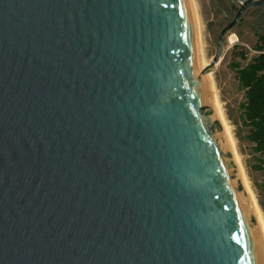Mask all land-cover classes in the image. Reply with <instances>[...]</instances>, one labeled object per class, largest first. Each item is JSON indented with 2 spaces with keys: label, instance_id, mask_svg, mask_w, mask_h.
Wrapping results in <instances>:
<instances>
[{
  "label": "water",
  "instance_id": "95a60500",
  "mask_svg": "<svg viewBox=\"0 0 264 264\" xmlns=\"http://www.w3.org/2000/svg\"><path fill=\"white\" fill-rule=\"evenodd\" d=\"M188 0H0V264H264ZM242 230V232H241Z\"/></svg>",
  "mask_w": 264,
  "mask_h": 264
},
{
  "label": "rangeland",
  "instance_id": "374dc122",
  "mask_svg": "<svg viewBox=\"0 0 264 264\" xmlns=\"http://www.w3.org/2000/svg\"><path fill=\"white\" fill-rule=\"evenodd\" d=\"M210 1L189 0L195 24L197 49L200 44L201 53L208 63L215 53L219 32L218 15L213 13ZM260 26H264V21L231 28L224 40L222 57L215 68L211 70L216 98L224 124L233 141L234 155L237 156L235 158L243 168L244 179L257 203L254 182L264 180V170L255 168V156L252 153L251 145L244 138L246 128L241 125L240 120V105L244 100V94L236 78L235 68L237 63L239 66H244L256 54L253 46L258 39L259 34L256 31ZM243 52L245 59L241 56Z\"/></svg>",
  "mask_w": 264,
  "mask_h": 264
},
{
  "label": "trees",
  "instance_id": "16d2710c",
  "mask_svg": "<svg viewBox=\"0 0 264 264\" xmlns=\"http://www.w3.org/2000/svg\"><path fill=\"white\" fill-rule=\"evenodd\" d=\"M256 54L244 66L236 64V78L243 90L241 125L246 128L245 140L255 156V168L264 170V32L258 35L253 46ZM242 58L244 52L241 53ZM258 204L264 211V180L255 181Z\"/></svg>",
  "mask_w": 264,
  "mask_h": 264
},
{
  "label": "flooded vegetation",
  "instance_id": "af4514ba",
  "mask_svg": "<svg viewBox=\"0 0 264 264\" xmlns=\"http://www.w3.org/2000/svg\"><path fill=\"white\" fill-rule=\"evenodd\" d=\"M210 2L214 11L213 13H216L218 15L217 16V24L219 26V32L217 35V39H218L221 29L235 18L237 12V5L240 3V0H211ZM262 21H264V4L256 8L246 9L241 14L240 19L233 27H243L244 25L247 24L252 25L253 23L258 24L259 22ZM256 32L257 34H261L262 32H264V26H260L259 30H257ZM227 33L225 35V38L227 37Z\"/></svg>",
  "mask_w": 264,
  "mask_h": 264
},
{
  "label": "bare ground",
  "instance_id": "6f19581e",
  "mask_svg": "<svg viewBox=\"0 0 264 264\" xmlns=\"http://www.w3.org/2000/svg\"><path fill=\"white\" fill-rule=\"evenodd\" d=\"M188 1H189V0H188ZM193 21H194V19H193ZM194 29H195V24H194ZM195 35H196V32H195ZM196 44H197V43H196ZM197 52H198V59H199V62H200V64H201L202 68H203V67H205V66L207 65L208 62H206V60L204 59V56H203L202 53H201V46H200V44H199V47H198V49H197ZM206 74H207V76H208V78H209V80H210V84H211V89H212L213 97H214L215 103H216V105H217L218 111H219V113H220L221 120H222V122H223V124H224V119H223L222 113H221V111H220V108H219V105H218V101H217V98H216V93H215V90H214V84H213V80H212V72H211V70L208 71ZM224 126H225V128H226V125H225V124H224ZM226 131H227V134H228V137H229V139H230V142H231V145H232V148H233V152H234L233 141H232V138H231V136H230V134H229L227 128H226ZM235 157H237V156H235ZM236 161L238 162L237 164H238V166H239V168H240V171H241V174H242L243 181H244L245 184H246V181H245V179H244V174H243V171H242L243 168H241L238 159H236ZM246 187H247V189H248V191H249V194H250V196H251V198H252V201H253V203H254V205H255V208H256L257 214H258V216H259V219H260V222H261L262 228H264V213H262V210H261L260 206L258 205L256 199L254 198V196H253V194L251 193L250 189L248 188L247 184H246Z\"/></svg>",
  "mask_w": 264,
  "mask_h": 264
},
{
  "label": "snow or ice",
  "instance_id": "6c2138e0",
  "mask_svg": "<svg viewBox=\"0 0 264 264\" xmlns=\"http://www.w3.org/2000/svg\"><path fill=\"white\" fill-rule=\"evenodd\" d=\"M241 232H242V230H241Z\"/></svg>",
  "mask_w": 264,
  "mask_h": 264
}]
</instances>
